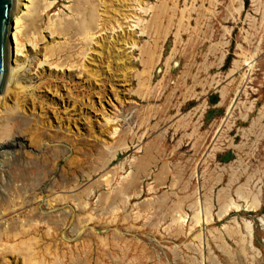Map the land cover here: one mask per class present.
Wrapping results in <instances>:
<instances>
[{
	"label": "rangeland",
	"instance_id": "1",
	"mask_svg": "<svg viewBox=\"0 0 264 264\" xmlns=\"http://www.w3.org/2000/svg\"><path fill=\"white\" fill-rule=\"evenodd\" d=\"M50 1L38 49L17 34L23 88L0 109V213L11 225L0 228V264H25L10 248L30 240L37 264H213L209 249L229 264L215 238L238 251L227 229L245 233V221L257 254L240 264H264V0H100L92 37L74 26L76 0ZM16 102L22 117L10 121ZM142 160L152 172L137 195ZM32 181L28 207L4 212ZM74 184L84 211L61 202ZM103 194L118 197L102 210ZM225 195L239 208L220 216ZM210 199L212 220L196 226ZM18 214L37 226L26 232Z\"/></svg>",
	"mask_w": 264,
	"mask_h": 264
},
{
	"label": "bare ground",
	"instance_id": "2",
	"mask_svg": "<svg viewBox=\"0 0 264 264\" xmlns=\"http://www.w3.org/2000/svg\"><path fill=\"white\" fill-rule=\"evenodd\" d=\"M76 1H77V3H75L73 5V11L77 12L79 17H78L77 22L74 24V26H75V28H76V30L78 32H81V34L86 33V34H88V35H90L92 37V31H94V35H95V33L99 30V27H100V24L99 23L97 24V21L99 20V17H100V12L99 11L102 8L101 1L98 0L99 1L98 3L95 2L96 0H76ZM53 4H54V1H50V0H23L22 11H21L18 23H17L16 34H15V51H17L16 54L20 53V51H21V49H20V47H21L20 45L21 44L16 40L18 33H22L23 37L25 39H27V41L32 45L30 49H33V50H37L38 49V44L35 42V40L32 39V36H35V34L38 32L39 22L42 20V14H43L44 10H47L50 7H52ZM152 21L154 23H156V24H159V25L161 24V21H158V16L157 15H154V18H152ZM60 23L58 24V29H62V25L67 28L71 24L70 22H67V19L65 20V22H63L61 20ZM143 30H145V29H143ZM224 44H226V43L223 42L221 45H224ZM222 58H223V56H222ZM252 58H255V54H253ZM154 63H156V62L155 61L151 62L149 64V67L152 68ZM28 65H29V67H32L31 71L34 70V68L37 67V66L33 67L34 64H28ZM236 65H237V68H239L241 64L237 63ZM24 67H23L24 69L23 68L22 69H23V71L26 69L25 70V74H24L25 77H24L23 74H22V77L26 78V80L30 79L29 76L26 73H30L31 71L29 72L30 69L26 68V66H24ZM20 69H21L20 65H17L16 66V74H15V82H14V85H13V87L14 86L16 87V90L23 88V86H21L20 82L18 81L19 78H20V75H21L20 74ZM150 72H151V70L149 71V73ZM141 85H142V83H140V86ZM12 92H14L13 88L10 91L0 95V109L3 106V104H2L3 100H5L6 97L9 94H11ZM8 98H9V96H8ZM20 110H21V105L18 102H16L14 106H11V107L7 108L5 110V113L7 111L6 114H8V115L10 114L9 115L10 117H7L8 119L10 118V121L12 119H14V117H16L15 120L19 121L21 119V117H22V116L19 115V112L21 113ZM3 112H2V114H4ZM0 113H1V111H0ZM111 121L109 119H107L106 123L109 124V123H111ZM38 123L39 122L37 121V124ZM9 127H10V125H9ZM39 127H40V125H39ZM39 127H38V129H39ZM116 134H117V130H115L114 133H111V136H115ZM2 141H3V137H0V143ZM119 149H123V150L127 149V144L126 143H122L120 145ZM115 155L116 154H113V156H112L113 159L115 158ZM97 171L101 172L102 170L101 169H97ZM151 172H152L151 163L149 161L142 160V163H140L139 166L137 167V174H135L131 178V181H130V186H131L130 188L134 189L135 191H138L137 195H139L141 193L140 187L143 184V178L144 177H149L151 175ZM103 176L104 175H102L100 177L101 180H102ZM45 177L40 176L38 178V181L43 180L44 181L43 185L47 188L49 186V183L45 182ZM82 178H83V180H87L89 177H88V175L84 174L82 176ZM76 181L77 180H75L74 182H76ZM33 184H34V181H32L30 184H27L26 186H24L21 192H19V190L16 191L17 194H16V197H15V200L14 201L13 200L10 201L11 205L7 206L4 212H8V211L17 212L19 210L24 209L25 206L28 207L26 202H28L29 197L27 195H28L29 191L31 190ZM29 185H31V186H29ZM98 185H99V182L97 181L95 184L89 185L86 188L88 190L95 189ZM63 188L64 189L67 188V184L65 182H63ZM70 189H71L72 194L62 197L61 198V202L64 203V204L72 203L75 208H78L79 210L84 211V209L87 207L88 204H86L83 200L80 199V194H81L80 192L76 193L78 191V189H79V185L78 184H74V185H72L70 187ZM51 191H53V188L50 189V192ZM100 197L101 198L99 199L100 201H99L98 204L101 207V209L103 210V209H106V206L108 205L109 202L111 204H113L116 201L118 196H110V195H107V194L106 195L103 194ZM219 202H221L222 205H223V206L221 205L222 210H221L220 216L226 215L230 211V209H233V208L238 209L239 208V206H237L236 203L232 199H230V197L228 195L219 197ZM258 202L259 201L257 199H255L253 201L251 207H255V208L258 207L259 206ZM175 206H176L175 211L180 214V218L177 219L176 222H178V223L180 222L181 225H182V220L187 218V214L184 211L180 210V207H181L180 203L176 204ZM212 209H213V207H212V199L209 200L208 208H205V209L204 208H197L196 212L197 211L198 212L194 216L195 225L198 226V225H200L202 223H205L206 221H211L212 220V217H211ZM0 214H2V215H0V228H2L4 226H7V225L9 226L10 225L9 224L10 220L9 221L5 220L4 219L5 216L3 218V213H0ZM66 216L67 215L65 214V218H63L58 225H64V221L66 219ZM3 219H4V221H2ZM14 219H16L20 223L24 224V226L26 227V230H25L26 232H27L28 229L32 228L33 226L36 227L37 224H38V222H35L33 220V217L30 218L29 220H26V221L20 220V214L14 216ZM50 224L53 225L54 223H50L49 222V228L52 229L53 227H51ZM244 228H245V233L243 232V230L240 229V227H235V228H229L228 227V229H227L228 235L237 244L238 251L231 249L230 246L228 245V242L225 241V239L223 238L222 235H219L218 237L216 236V238H215V241L217 243L218 249L228 256L227 257L228 258L227 261H228L229 264H240L242 259H244L247 256H249V253L257 254V249L254 246L253 241H252V237H253L252 236V228H251L250 224L248 222H246V221L244 222ZM74 230L79 231L80 228H77V229H74ZM1 233L2 232L0 231V237H1ZM177 233L179 235L182 234V230L180 229ZM20 234L21 233H17L16 236H20ZM198 238H199L200 241L203 242V244L205 245L206 248H208V249L210 248L209 244H208V239H207V237L205 235H201ZM36 244H37L36 241L30 240V242H22L18 246L13 245L10 248V251H11L10 253L11 254H16L18 257H20L23 260V262L25 264H37L36 259H33V254L35 253ZM0 245H3V244L0 243ZM20 245L22 247H20ZM5 246H7V248H8L9 245L6 244ZM23 246H25V247H23ZM3 257H4V254H3ZM204 257H205V255H204ZM206 258L211 259L213 264H221L216 259V257L212 253L211 249H209V256L206 255L205 260H206ZM240 258H241V260H240ZM250 260L254 261V259L252 260V258ZM250 260H248V261L246 260V261L249 262ZM251 261H250V263H251ZM255 263L257 264V262L254 261L253 264H255ZM38 264H42V263L38 262ZM243 264H244V262H243Z\"/></svg>",
	"mask_w": 264,
	"mask_h": 264
},
{
	"label": "water",
	"instance_id": "3",
	"mask_svg": "<svg viewBox=\"0 0 264 264\" xmlns=\"http://www.w3.org/2000/svg\"><path fill=\"white\" fill-rule=\"evenodd\" d=\"M23 0H0V95L15 82V34Z\"/></svg>",
	"mask_w": 264,
	"mask_h": 264
}]
</instances>
